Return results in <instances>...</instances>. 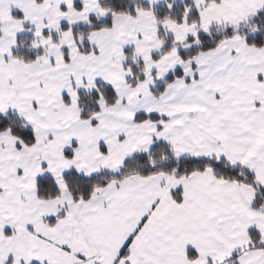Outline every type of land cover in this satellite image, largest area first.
Returning <instances> with one entry per match:
<instances>
[{"label": "snow or ice", "instance_id": "snow-or-ice-1", "mask_svg": "<svg viewBox=\"0 0 264 264\" xmlns=\"http://www.w3.org/2000/svg\"><path fill=\"white\" fill-rule=\"evenodd\" d=\"M0 264H264V0H0Z\"/></svg>", "mask_w": 264, "mask_h": 264}]
</instances>
